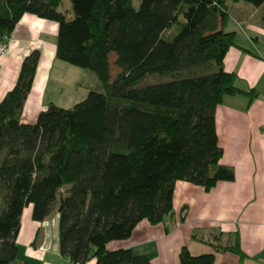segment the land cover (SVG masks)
I'll list each match as a JSON object with an SVG mask.
<instances>
[{"label": "trees", "instance_id": "trees-1", "mask_svg": "<svg viewBox=\"0 0 264 264\" xmlns=\"http://www.w3.org/2000/svg\"><path fill=\"white\" fill-rule=\"evenodd\" d=\"M69 1L72 15L59 10L63 0H0V42L25 13L55 21L56 59L92 70L103 89L23 123L42 52L24 58L0 101V264H19L25 209L32 205V219L43 222L55 204L60 253L70 262L153 264L108 244L129 238L144 219L164 222L177 181L210 191L235 179L234 168L220 162L216 108L227 96L246 93L252 101L257 93L238 89L237 74L224 68L236 45L225 25L232 5L264 0ZM214 248L193 255L184 246L180 264H214L216 252L246 258L238 233L230 246Z\"/></svg>", "mask_w": 264, "mask_h": 264}, {"label": "crops", "instance_id": "crops-1", "mask_svg": "<svg viewBox=\"0 0 264 264\" xmlns=\"http://www.w3.org/2000/svg\"><path fill=\"white\" fill-rule=\"evenodd\" d=\"M263 12L264 6L240 1L231 6L225 25L226 31L236 32V45L226 54L224 68L237 74L238 89L257 93L252 101L246 93L227 96L216 108V129L224 151L220 162L234 168L235 179L220 181L210 191L188 181H177L173 212L164 222L152 224L144 219L129 238L111 241L108 249H132L149 256L153 264H180L184 246L193 255L212 253L217 245L230 246L238 233L246 258L216 252L214 264H264ZM57 34L55 21L25 13L9 38L8 52L0 55L1 101L16 84L24 58L34 49L42 52L22 111L23 123H35L39 114L54 104L46 99V92L58 60ZM26 209L17 238L19 264H31L26 259L35 261L33 264H71L60 253L57 209L43 222L32 219V205ZM21 247L24 259H19Z\"/></svg>", "mask_w": 264, "mask_h": 264}, {"label": "rangeland", "instance_id": "rangeland-1", "mask_svg": "<svg viewBox=\"0 0 264 264\" xmlns=\"http://www.w3.org/2000/svg\"><path fill=\"white\" fill-rule=\"evenodd\" d=\"M134 4L138 7L140 0H134ZM59 10L65 12L67 15H70V12H72L70 1L63 0ZM114 60L115 55L111 54V73L113 77H115L119 72V68L114 64ZM158 80L160 79L154 77L148 79V81ZM90 90L103 91L97 75L92 70L78 67L58 59L51 72L46 92V99L48 101H53V106L57 108L69 109L74 107L77 103L83 101L87 97ZM55 210L56 204L53 205L50 215H53L52 213H54ZM23 256L24 248L21 247L19 259H24ZM26 261H29L31 264L35 262L31 259H26ZM87 264H93L92 260L91 263L89 261Z\"/></svg>", "mask_w": 264, "mask_h": 264}, {"label": "built area", "instance_id": "built-area-1", "mask_svg": "<svg viewBox=\"0 0 264 264\" xmlns=\"http://www.w3.org/2000/svg\"><path fill=\"white\" fill-rule=\"evenodd\" d=\"M8 41H9V38L5 37V41L0 42V55L6 54L8 52ZM71 264H79V263L71 262Z\"/></svg>", "mask_w": 264, "mask_h": 264}, {"label": "bare ground", "instance_id": "bare-ground-1", "mask_svg": "<svg viewBox=\"0 0 264 264\" xmlns=\"http://www.w3.org/2000/svg\"><path fill=\"white\" fill-rule=\"evenodd\" d=\"M26 213L28 212V209H26V211H25Z\"/></svg>", "mask_w": 264, "mask_h": 264}]
</instances>
